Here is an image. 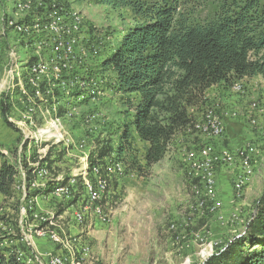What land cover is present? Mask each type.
I'll list each match as a JSON object with an SVG mask.
<instances>
[{
	"label": "rangeland",
	"instance_id": "rangeland-1",
	"mask_svg": "<svg viewBox=\"0 0 264 264\" xmlns=\"http://www.w3.org/2000/svg\"><path fill=\"white\" fill-rule=\"evenodd\" d=\"M11 1L0 0V98L10 93L8 120L13 127L5 122L0 113V143L5 153L12 150L18 159H27L35 154L43 162L49 158L45 162L47 167L52 162L48 184L67 178L71 181L69 187L78 191L81 182H91L92 176L86 169L98 142L117 141L126 121L129 97L132 96H124L117 91L113 71L105 68L104 64L102 73L89 79L91 83L98 82L90 88L96 91V95L92 96L95 100L82 103L70 100L66 109L63 101L58 110L56 99L44 102V97H41L28 101L16 95L14 92L20 87L14 76L12 55L14 52L18 54L21 68L27 51L12 29L6 26L8 19L18 21L24 14L17 13V2L13 4ZM65 1L71 9L80 12L83 26L87 31L90 26L97 32L94 34L97 43L101 42L100 51L95 50V45L90 47L92 51L89 52V49L84 65H81L84 68L89 57H96L99 52V61L104 63L120 45L125 32L136 24L134 14L128 8H116L100 0ZM223 1L230 0H196L188 4L187 12L192 19L203 21ZM259 2L264 5V0ZM19 72L21 75L22 70ZM101 79H105L108 86L102 91ZM73 82L75 78L70 84ZM236 84L243 87V92L223 84L207 92L208 107L215 108L223 117L225 132L222 137L207 138L198 130L178 134L164 160L141 174L124 168L118 176L116 173L120 166H114L101 204L90 206L92 209L96 206L103 209L102 218L92 211L85 223L76 222L74 214L83 208L82 202L87 199L84 195L77 204L57 217L64 200L72 195L37 194V191L46 188H34L27 192L16 189L12 200L0 202L1 213L13 222L19 216V221L18 207L24 203V196L35 200L36 212L33 218L28 215L25 220L22 236L29 237L33 248L45 260L47 255L61 252L68 258L75 256L82 264H204L211 255L224 252L236 238L246 234L256 202L264 195V77L244 78ZM64 95L70 96L71 92L64 91ZM131 101L135 103L133 97ZM200 115L201 121L203 113ZM217 139L227 141L222 147L225 149H216ZM203 140L205 144L202 146ZM212 140H216V147L210 143ZM135 147L139 160L144 164V145L138 141ZM207 147H212L216 158L224 153H238L239 150H245L251 157V172L246 176L241 195L236 189L238 176L245 174L240 159L236 158L233 164L227 166L216 164L217 186L212 199V203L218 206L216 212L201 208L205 188L197 178L195 160L189 159L190 153L199 156ZM17 166L21 173V166ZM222 167L236 171L235 180L227 181L228 194L218 188V169ZM50 222L54 225H49ZM41 229L45 233L54 232L63 242L57 244L48 235L41 236ZM9 230L13 229L4 222L0 224L2 235L4 232L7 233H4L5 236L10 234ZM8 238L20 239V233L15 232Z\"/></svg>",
	"mask_w": 264,
	"mask_h": 264
},
{
	"label": "trees",
	"instance_id": "trees-1",
	"mask_svg": "<svg viewBox=\"0 0 264 264\" xmlns=\"http://www.w3.org/2000/svg\"><path fill=\"white\" fill-rule=\"evenodd\" d=\"M53 1L66 10L71 9L65 0L46 2ZM195 1L100 0L109 6L130 9L136 24L125 32L120 45L104 63L99 61V52L96 57H89L85 68L81 66L84 65L83 59L81 64L73 66L71 72L63 71L61 79L67 81V86H70V81H73L75 76L87 81L95 74L102 73L104 64L105 68H111L113 71L117 91L124 96H132L135 103L131 101L132 97H129V108L125 111L126 121L122 125L117 141L98 142L92 154L94 157L86 169L92 176L91 182H94V179L96 181L97 177H102L106 178L109 184L112 168L117 165L120 166L116 173L118 176L124 168L138 174L145 169H151L163 161L171 142L178 134L196 131L195 126L200 121V113L204 115L206 109L212 108L208 107L207 98V92L211 88L222 84L231 87L244 78L264 77V5H260L259 0L223 1L209 17L197 21L187 12L188 4ZM45 11L44 7L34 4L33 10L20 23L33 22L34 18ZM96 33L89 26L88 51L92 45H97V38L94 35ZM19 37L23 47L30 41L29 51L33 52L32 44L39 40L38 36L19 34ZM91 51L92 49L89 52ZM36 61L37 58L32 57V61L24 63L22 69L23 83L28 95H22L18 88L14 92L28 101L37 99L33 97L31 92L33 89L29 82V68ZM101 80L102 91L108 86L105 79ZM46 83L41 84L44 92ZM52 83L53 94L45 95L43 101L56 99L58 110L63 101L66 109L70 100L82 103L94 99L86 91L81 93L77 86L72 88L70 96H65L60 81L52 79ZM10 98L8 93L0 99V113L5 122L13 127L8 120ZM138 141L145 148L144 164L139 160L135 147ZM203 142L204 140L202 146L205 144ZM215 142L216 140H212L210 143L214 145ZM34 151L35 154L36 150ZM48 160L49 158L44 162L40 161L36 154L27 159H18L17 156L14 157L12 150L5 153L0 143V198L4 201L14 198L16 185L21 179L17 164L26 172L29 189L35 181V168L30 164L44 165ZM51 164L48 165L49 170ZM95 169L100 175L93 173ZM70 182L67 178L51 182L45 190L37 191V194L51 196L55 189L69 186ZM85 191V184L81 182L79 190L64 200L57 217L64 214L70 206L77 204L81 196L84 195L86 199ZM256 208L258 214L255 218L252 215L246 234L236 238L224 252L212 255L204 264H264V195L256 202ZM35 212V209L28 210L32 218ZM18 217L13 222L0 211V220L17 234L20 233ZM20 251L25 252V257H19ZM26 253L30 256L24 245L16 242L4 246L3 238L0 237V264H26Z\"/></svg>",
	"mask_w": 264,
	"mask_h": 264
},
{
	"label": "bare ground",
	"instance_id": "bare-ground-1",
	"mask_svg": "<svg viewBox=\"0 0 264 264\" xmlns=\"http://www.w3.org/2000/svg\"><path fill=\"white\" fill-rule=\"evenodd\" d=\"M46 1L37 0L36 2V0H14L13 1L14 3L17 2L15 11L17 13H24V14L20 15V17H19V14L16 15L20 18L18 21H12L8 19V22H6L7 28H10L13 30L16 37L18 38L19 43H20L19 34L27 35V36L36 35L39 38L37 42L34 40L35 41L34 44L31 43L32 47L34 48L33 52L29 51L30 41L26 43L23 42L25 43L24 48L26 49L27 53H26V57L23 61L21 68L19 64V57L17 56L18 54L14 52V54L12 55V65L14 66V70H13L14 76L18 80L17 86L20 87L19 89L20 93L22 95H28V91L25 88L24 83H23V78H22L23 70L22 69H23L24 63L31 62L32 57H35L37 58V61L35 63H32V65L29 68V75H30L29 82L33 89V91H31L33 92V97L41 98V97H45V95H52L53 94L52 89L54 87V83H52V79L53 81L54 80L60 81L61 83L60 85L63 86V91L68 90L69 92H72V88L77 86V88L80 90L81 93L86 91L87 94L90 96L96 95V91L91 90L90 88L92 85H96L97 82H92L91 85H89L88 81H82L80 79H77L76 77L75 82L70 84V86H67L68 85V84L66 85L67 81L61 79V75L64 74L63 71L71 72L73 66H75L76 64H81L84 57L87 56L88 44L90 43V40H88L87 36H85L84 34V30L87 31L85 25H84V28H81V26H83V22H82V16L80 12H76L73 9L66 10L60 5H58L55 1L49 2V3ZM34 4L35 6L37 4L38 7H42V8L44 7L46 11L41 14L39 13L40 15H38L37 17L35 16L36 18H34L33 22L20 23V21L23 18H25L26 15L30 13L31 10H33ZM76 17L79 20H77ZM7 36H9V34H7ZM50 41H52V44ZM78 59H81V60H78ZM19 70H22L21 75H20ZM26 77H24V79ZM16 79L14 81H16ZM43 82H47L46 92H44L41 87V84ZM234 89L236 91L243 92V87L239 84H235ZM253 106L254 108H257V104H254ZM213 113L216 114V119H218V122H215V128L204 129L205 127L212 126V119H210V114H213ZM223 122H224L223 117H221L217 113L215 108H208L207 111L204 113L202 120L196 123L195 129L196 131L198 130L202 135H204L207 138H220L223 136L225 132V128L223 127L224 126ZM36 142L38 143V141ZM236 158L240 159L241 164H242L241 168L242 170H244V173H245L244 175L240 174L238 176V180L236 184L237 192L241 195L242 189L244 185L246 184V176L248 173L251 172L249 170L250 168L249 166L251 164L250 154H248L245 150L244 151L239 150L238 153H224L222 157L216 158L214 156V150L212 149V147L205 148L199 154V156L196 153H193V152L190 153L189 159L195 160V163L197 166V178L199 179L200 184L202 183L205 188L202 191L205 197L201 203V208L206 207L205 209L209 210L210 212L217 211L218 206L212 203V199L214 197V190L217 186L215 166L217 163H222L223 165H226V166L231 165L236 161L235 160ZM30 165L31 167L35 168L34 169L35 170L34 171L35 181L33 182L31 188L28 189L29 185L27 186L26 172L21 167V173H20L21 179L19 183H22V185H19L18 183L16 185V189L17 190L25 189L24 191L27 192L28 190L34 189V188H41V189L47 188L48 187L47 180L50 177V172L47 167V164L45 163L44 165H40L37 163L36 164L31 163ZM93 173L98 175L99 171L95 169ZM93 181L94 182H86L85 192H86L87 199L86 201L82 202L84 204L83 208L79 209L74 214L75 220L79 224L85 223V220H87V217L89 218V215H91L92 211H95V215L100 218H102L103 216V209H101L99 206H96L94 209H92L90 206L93 204L98 205V203L102 201V199L105 197L108 191L109 184L106 178L104 179L102 177H97L96 181L95 179ZM62 191H63V194H62ZM74 191L75 190L73 187L70 188L69 186H62V187L57 188L52 194H55L58 197H69L70 195L73 194ZM28 197L29 196H26V195L24 196V199H23L24 203L20 207V218L18 221V227L20 229V239L21 240L20 239L13 240L12 238H8L9 236L15 235L14 229L11 231L9 230L10 234L6 236L5 234L7 233L4 232L5 234L3 233L2 235V232L0 231V237L3 238L4 246L13 245L16 242L24 245L29 250V254H30V256H28L26 253L27 255L26 264H82L81 262L76 260L75 256L68 258V257L61 255L62 254L61 252L57 254H53V253L49 254V261L51 263H48L47 259L45 260L41 258L40 252L38 253L33 248L34 246L31 244L30 239L27 237V235L22 236L23 235L22 226L25 220L28 218V215H29L28 210L34 211V208H35L34 206L36 204L34 199L28 198ZM208 203L210 205H208ZM2 223L3 221L0 220V224ZM49 225H54V222H50ZM46 230H48V227H46ZM40 235L41 236L48 235L50 239L52 240V242L57 243V244L63 242V240L54 232L45 233L44 230L41 229ZM6 243H8V245H6ZM25 243H27L29 247ZM19 257H25V252L20 251Z\"/></svg>",
	"mask_w": 264,
	"mask_h": 264
},
{
	"label": "crops",
	"instance_id": "crops-1",
	"mask_svg": "<svg viewBox=\"0 0 264 264\" xmlns=\"http://www.w3.org/2000/svg\"><path fill=\"white\" fill-rule=\"evenodd\" d=\"M228 130H229V128H228ZM225 142H227V141H222V142L221 141H218L217 142L218 148L216 147V149H218V150L225 149V148H222V147H224ZM220 148H222V149H220ZM235 173H236V171H234L232 169H229V168L222 167V168L218 169V184H219L218 188L220 189V191H222L223 193L226 191L225 194L226 193L228 194L229 188L227 186V183H228L227 181L228 180H235L234 179L235 178ZM224 198H225V196H224ZM1 200H3V199L0 198V201Z\"/></svg>",
	"mask_w": 264,
	"mask_h": 264
},
{
	"label": "built area",
	"instance_id": "built-area-1",
	"mask_svg": "<svg viewBox=\"0 0 264 264\" xmlns=\"http://www.w3.org/2000/svg\"><path fill=\"white\" fill-rule=\"evenodd\" d=\"M77 20H79L77 17H76ZM81 28H84V26H81ZM84 34L85 36H87V39L89 40V35H88V31H85L84 30ZM51 44H52V41H50ZM62 46V45H61ZM95 50L96 51H100V43H97V45L95 46ZM86 78V77H85ZM89 81V85H91V80H88ZM210 119H212V126L211 127H205L204 129H209V128H215V122H218V119H216V114H210ZM224 127V126H223ZM223 131V130H222ZM221 132V131H220ZM62 194H63V191H62ZM28 237V236H27ZM29 238V237H28ZM48 253H46L47 255ZM47 262L48 263H51L49 261V255H47Z\"/></svg>",
	"mask_w": 264,
	"mask_h": 264
},
{
	"label": "water",
	"instance_id": "water-1",
	"mask_svg": "<svg viewBox=\"0 0 264 264\" xmlns=\"http://www.w3.org/2000/svg\"><path fill=\"white\" fill-rule=\"evenodd\" d=\"M257 214H258V209L256 208L255 211H254V213H253V217L255 218V217L257 216ZM211 256H212V255H211ZM208 260H209V258L206 259V260L204 261V263H205L206 261H208Z\"/></svg>",
	"mask_w": 264,
	"mask_h": 264
}]
</instances>
